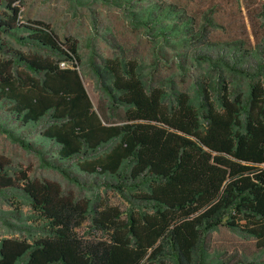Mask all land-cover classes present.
Instances as JSON below:
<instances>
[{"label": "trees", "instance_id": "16d2710c", "mask_svg": "<svg viewBox=\"0 0 264 264\" xmlns=\"http://www.w3.org/2000/svg\"><path fill=\"white\" fill-rule=\"evenodd\" d=\"M0 14V108L19 128L41 126L57 157L44 153L0 125L2 133L32 151L50 168L77 182L62 162L102 178L103 186L129 203L90 212L53 183H39L30 170L11 171L0 162V192L24 197L45 235L33 242H0V264H205L212 231L225 226L264 248V56L253 67L203 56L214 66L251 81L249 96L226 94L214 101L202 91L199 107L180 93L164 103L160 89L147 91L135 61L106 60L111 111L100 115L76 69V44L63 43L48 24H21L18 0ZM131 2L132 0H126ZM174 16V6L158 7ZM141 24L168 38L179 26L161 27L162 16ZM180 17V16H179ZM171 31V32H170ZM24 34V36H21ZM65 63L66 67L61 64ZM102 82V72L95 69ZM88 220L106 239L86 240L77 230Z\"/></svg>", "mask_w": 264, "mask_h": 264}, {"label": "rangeland", "instance_id": "374dc122", "mask_svg": "<svg viewBox=\"0 0 264 264\" xmlns=\"http://www.w3.org/2000/svg\"><path fill=\"white\" fill-rule=\"evenodd\" d=\"M6 6L7 2L0 0V14L7 11ZM167 6L178 10L176 17L160 13L158 7ZM13 7L19 8L21 24H48L61 42L76 44V69L100 115L124 114L123 108L111 111L105 94L103 83L110 86L108 75L103 72L106 60L137 62L146 90L160 89L169 106L175 104L180 93L187 94L195 107H199L202 91H207L214 101L226 94L246 99L251 85L261 80L251 81L202 57H224L235 65L253 67L264 56V0H18ZM152 8V15L162 16L161 27L179 26L180 31H170L171 36L165 38L156 35V29L142 25V17ZM4 40L15 49L28 51L13 40L0 37V41ZM95 69L102 72L104 82ZM0 125L34 144L47 162L56 160L53 150L57 147L43 140L40 125L19 128L3 108ZM0 162L11 171L29 169L31 178L39 183L57 185L67 198L87 203L90 216L108 207L123 213L129 208L122 195L103 186L101 177L79 172L75 161L60 164L77 182L48 167L38 154L22 148L1 130ZM77 232L86 240L106 239L90 220ZM44 235L43 222L19 192H0V242L10 239L32 244ZM204 263L264 264V248H258L253 238L222 226L207 239Z\"/></svg>", "mask_w": 264, "mask_h": 264}, {"label": "built area", "instance_id": "2783aa9c", "mask_svg": "<svg viewBox=\"0 0 264 264\" xmlns=\"http://www.w3.org/2000/svg\"><path fill=\"white\" fill-rule=\"evenodd\" d=\"M61 66L64 68V67H66V64L65 63H62Z\"/></svg>", "mask_w": 264, "mask_h": 264}]
</instances>
